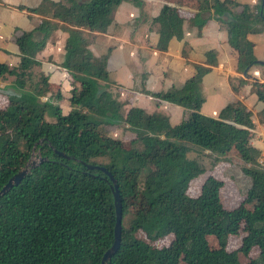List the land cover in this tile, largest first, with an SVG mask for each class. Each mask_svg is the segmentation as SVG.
I'll return each mask as SVG.
<instances>
[{"label": "trees", "instance_id": "16d2710c", "mask_svg": "<svg viewBox=\"0 0 264 264\" xmlns=\"http://www.w3.org/2000/svg\"><path fill=\"white\" fill-rule=\"evenodd\" d=\"M121 1L40 0L35 7H17L41 18L15 39L17 63H0V81L10 79L2 90L6 103L0 107V189L31 156L45 160L0 196V264H100L113 241L111 182L85 165L111 174L120 197L121 224L130 217L129 231L121 228L119 247L106 264L148 263L147 250H136L137 232L147 239L172 236L153 264H241L238 252L248 255L255 245L259 251L246 264H264V172L256 168L257 150L249 144L250 113L240 102L225 105L216 118L197 113V87L205 68L196 67L178 93L152 95L188 111L176 126L161 114L129 109L123 118L134 134L128 149L102 132L121 117V106L100 84L107 80L106 57L94 58L88 46L91 34L104 30L111 10ZM193 2L197 12L210 11L223 24L244 77L239 86L249 83L264 105V82L249 78L257 62L246 40L264 31V0L253 6L230 0ZM224 15L228 20L223 21ZM199 17L194 16L197 29L205 22ZM182 21L178 9L161 7L151 20L157 27V50H166L171 38H181ZM56 29L67 33L60 67L77 81L69 91L71 109L65 113L50 103L49 76L35 58ZM206 57V63L213 64L212 53ZM45 113L53 122L44 120ZM258 117L264 122V108ZM156 145L162 148L163 164L141 176ZM190 146L216 156L234 153L249 181L244 203L257 202L224 209L218 197L222 182L213 176L203 180L195 198L184 196L188 182L201 172L195 162L181 160ZM238 232L239 247L226 251L227 238ZM208 236L214 237L216 247L209 246Z\"/></svg>", "mask_w": 264, "mask_h": 264}, {"label": "crops", "instance_id": "0c3cea01", "mask_svg": "<svg viewBox=\"0 0 264 264\" xmlns=\"http://www.w3.org/2000/svg\"><path fill=\"white\" fill-rule=\"evenodd\" d=\"M75 1L79 2V0ZM85 1L87 0L83 2ZM136 1H121L111 10L104 30L91 34L92 39L88 46L90 53L94 58L106 57L107 82L100 84L105 89L107 87L114 89L116 94L119 89H123L133 96H139L136 105H140L141 110L150 114L156 106L147 102L146 105L141 106V92L149 95L178 93L185 81L195 74L196 67L205 68L207 71L202 74L197 87L200 98L197 113L216 118L225 105L240 102L250 113L254 125L249 144L255 149L259 148L264 141V122L259 121L258 113L264 105L251 93L249 83L239 86L238 81L244 77L237 69V55L227 42V33L223 24L217 21L210 11L197 12L193 0ZM230 1L249 6L258 2V0ZM39 2L40 0H0V63L8 65L17 63L18 59L11 60L10 56H7L15 52L14 38L21 32L31 31L41 18L17 7L31 8ZM165 4L181 11L182 35L179 40L171 38L166 50L159 51L155 48L158 40L157 27L151 24V20L158 15ZM197 14L205 21L200 29H197L193 23ZM222 19L228 20L225 15ZM49 38L51 41L47 51H43L41 60L39 58L37 60L43 72L48 74L52 88L60 89L61 84L68 81L69 73L62 68H49L47 65L50 62H54L57 66L62 63L67 33L57 29ZM246 40L251 43L252 54L257 62L249 78L263 83L264 69L261 64L264 61V31L259 34H249ZM55 43L58 45L55 46ZM207 52L212 53L213 57H210V60L213 64L206 63ZM131 95L121 93L122 103L125 101L131 105L130 101L126 100ZM114 100L118 102L116 97ZM157 100L156 103H163ZM163 105L162 109L170 126H176L186 117L187 110L182 107L166 103Z\"/></svg>", "mask_w": 264, "mask_h": 264}, {"label": "rangeland", "instance_id": "374dc122", "mask_svg": "<svg viewBox=\"0 0 264 264\" xmlns=\"http://www.w3.org/2000/svg\"><path fill=\"white\" fill-rule=\"evenodd\" d=\"M83 1L84 0H79V2H83ZM47 2H52V1L47 0ZM18 36H16L14 39H16ZM50 36L51 34L49 35V37ZM49 37L46 39L45 45L43 47L44 49L42 48L39 52L35 53L36 59L38 58L40 59L42 52L47 51L48 44L51 41V38ZM57 45L58 44L55 43V46ZM14 51L15 52H13L12 55L11 54L7 55L10 56L9 58L11 60H15L19 58L18 51L16 49H14ZM60 65L57 66L55 65L54 62L52 63L50 62L47 66L49 68H54V67L61 68ZM68 75H69L68 81L63 82L61 84L62 87L60 89L51 88V90H49L48 93L50 103L60 107L63 113L71 109V106L69 105V101H68V97L70 95L69 89H71L70 87L76 85L77 83V81L75 82V78L71 73H69ZM9 81L10 79H6L5 81H0V107H2L6 103L5 94H3L4 92H6V90H4L3 93L2 90L6 89V87L9 85ZM104 82L107 81L105 80ZM106 91L110 94L111 97L113 98L116 97L118 99V103L121 106L120 108L121 117L114 122V126L106 127L102 130V132L104 134H107L109 137L119 140L121 142L123 149H128L130 141L134 139V134L127 129L128 126L123 122V118L129 109H136V110L140 109V105L139 106L136 105L137 100H139V96L137 95L133 96L130 94V92L128 93L123 89L121 90L119 89L118 90L119 92L117 94L112 88L107 87ZM57 93L59 95L58 97H57ZM121 93L131 95L129 96V99H126L130 101L131 105H129V103H126L125 101L122 103L121 101L122 99L120 96ZM141 94H142L140 98L141 106L142 104L146 105L147 103L155 105L156 108L152 113H158L163 116H166L165 111L162 109L164 106L163 103L166 104L169 103L161 101L163 103L158 104L155 102L156 98L154 96L144 92H141ZM42 101H44V98H42ZM169 105H173V104H169ZM173 106H177V105H173ZM44 120L48 123H51L53 122L54 118L49 113H45ZM162 153H163L162 148L156 145V147L152 151V157L148 159L147 167L141 172V176L149 174L153 172L155 169L160 168L162 166L163 164ZM32 160H34V156H31V161ZM181 160L193 161L201 169L200 174L196 178L188 182L184 196L189 198H193V197L195 198L199 193V188L203 180L207 176H213L214 178L222 182V185L219 189L218 197L224 209L232 210L241 204H244V206L248 207L257 202L256 200L253 202L249 201L248 203H244L246 192L249 187V181L248 178L245 175H243L241 172V169L244 166V164L241 163V161L234 153L225 154L223 156H216L198 147L190 146ZM179 173L180 172H177V174ZM126 203L127 204L129 203L128 198L126 199ZM172 204H174L176 207L178 201L176 200ZM129 219L130 217L126 216L122 221L121 228L123 229L124 232L129 231L128 230ZM133 235L135 240L137 241L136 250H139L140 246H143L145 250H147V253H149V255L151 256L149 258V261H147L148 260L147 257L144 258V262H148L147 264L155 263L157 256L160 254V251L164 249L166 246H168L172 241L171 235H166L164 237H159L157 239L156 238L147 239L141 232L134 233ZM241 237H242L241 232H238L237 234L228 237L226 242V251L230 252L237 250V248L240 245ZM207 241L210 247H216V242L214 240V237L208 236ZM258 251H259V247L255 245L250 249L248 255H243L241 252H238L237 257L239 263L246 264L250 258L256 256Z\"/></svg>", "mask_w": 264, "mask_h": 264}, {"label": "water", "instance_id": "95a60500", "mask_svg": "<svg viewBox=\"0 0 264 264\" xmlns=\"http://www.w3.org/2000/svg\"><path fill=\"white\" fill-rule=\"evenodd\" d=\"M57 155L67 158L61 153L55 152ZM45 159L34 158L31 161V157L28 161L24 164V166L18 170L15 174H13L7 182L1 187L0 189V196L6 193L11 187L18 185V183L26 177L30 170L33 169L37 164L41 163ZM86 169L99 171L103 173L106 177H108L109 181L111 182L110 185V192L113 199V208H114V215H115V222L113 226V241L111 246L103 253L100 264H106V262L111 258V256L117 251L120 243V233H121V203L119 193L117 191V187L115 181L113 180L111 174L100 166H93V165H85Z\"/></svg>", "mask_w": 264, "mask_h": 264}, {"label": "built area", "instance_id": "2783aa9c", "mask_svg": "<svg viewBox=\"0 0 264 264\" xmlns=\"http://www.w3.org/2000/svg\"><path fill=\"white\" fill-rule=\"evenodd\" d=\"M253 75H254V73H253ZM254 76H256V75H254ZM253 127H254V125H253ZM253 127H252V129H253ZM252 129L250 130V134H252ZM252 148H254V147H252ZM256 150H257V157L255 160L256 168H258L259 170L264 172V141L261 143V146L259 148H257Z\"/></svg>", "mask_w": 264, "mask_h": 264}]
</instances>
